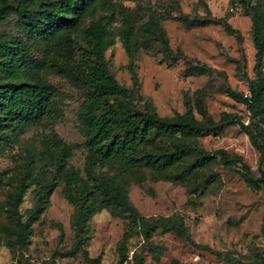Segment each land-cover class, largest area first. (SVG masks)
<instances>
[{"label": "rangeland", "instance_id": "1", "mask_svg": "<svg viewBox=\"0 0 264 264\" xmlns=\"http://www.w3.org/2000/svg\"><path fill=\"white\" fill-rule=\"evenodd\" d=\"M19 1L5 0V8ZM39 1L44 0H34V8ZM248 3L258 12L255 30L260 51L253 40V13L245 11L240 0H103L91 13L80 14L79 29L93 20H101L112 31L131 29L136 40L132 54L126 53L115 35L102 59L116 81L132 90L131 102L138 110H153L169 120L187 114L208 126L199 134L181 137L185 152L160 170L176 175L197 158L198 150L214 154L211 161L176 179L152 180L149 175L158 172L142 165L140 153L130 167L119 160L105 162L101 170L114 172L128 205L152 224L137 223L129 208L115 202L111 208L101 207V195L96 193L95 204L100 207L81 232H76V210L64 196L63 172L73 167L86 179L88 150L77 110L90 89L72 86L65 77L43 70L57 34L29 36L13 10L2 12L0 39H20L28 75L55 93L57 116L52 132L66 151L56 163L52 162L54 156L58 159L56 151H41L40 138L48 130L41 123L16 125L13 136L1 139L0 264H87L86 257L96 258L97 264L123 260L132 264H235L232 260L264 264V0ZM149 17L160 26L171 51L182 56L173 61L164 57L157 31L152 25L146 27ZM218 17L237 35L225 31L215 21ZM197 18L212 22L197 24L193 21ZM256 84L261 86V106L251 116L246 104L229 92L251 100L250 88ZM237 119L246 124L244 128ZM175 141L176 137L151 132L148 150L155 157L170 152ZM219 150L225 152L227 162L219 158ZM28 155L33 157L30 168L26 167ZM37 169L44 176L54 174L53 186L27 225L23 243L17 245L10 194L16 184L26 182L16 208L24 219L38 191L25 178Z\"/></svg>", "mask_w": 264, "mask_h": 264}, {"label": "trees", "instance_id": "2", "mask_svg": "<svg viewBox=\"0 0 264 264\" xmlns=\"http://www.w3.org/2000/svg\"><path fill=\"white\" fill-rule=\"evenodd\" d=\"M33 2L34 0H20L16 5L5 8L6 2L2 0L0 20L5 9L13 10L27 35L48 38L51 33L57 34L42 63L43 70L65 77L72 86L84 85L90 89V92L82 98L77 110V120L85 129L84 143L88 150V156L85 158L86 179H83L73 167H67L63 172L65 199L76 210L74 219L76 232L85 229L87 218L100 206L111 208L113 202L121 207L129 208L137 223L152 224L146 222L134 207L128 205L123 186L114 172L103 171L101 167L110 160L123 161L126 167H130L135 162V155L140 153L142 165L158 172L149 175L152 180L176 179L214 158V154L200 149L197 158L186 164L178 174L169 176L160 170L161 167L172 164L185 152L186 145L181 137L199 134L207 130L208 126L187 114H176L172 120H169L159 117L153 110H138L134 106L131 102L132 90L116 81L102 59L103 51L114 42L115 35H118L126 53L132 54L131 49L135 46L136 40L131 36V29L119 28L112 31L101 20L90 21L81 29L77 24L83 11L91 13L103 0H44L39 1L38 8L33 7ZM248 2L249 0H240L243 9L253 13L251 15L254 29L253 40L257 50L260 51L261 43L255 30L258 27V12ZM180 19L185 21L183 18ZM147 21L146 27L150 28L152 25L157 31L164 57L173 61L182 56L181 52L171 51L158 23L152 17H149ZM193 21L197 24L212 22L206 18H197ZM215 21L220 22L225 31L234 32L237 35V31L222 17H218ZM23 48L24 43L18 38L0 39V141L8 139L10 135L13 136L16 125L27 126L41 123L48 126L47 132L40 138L41 151H56L58 159H54L55 156L52 158V162L56 163L65 153L66 145L52 132V125L57 116L54 108L55 93L40 79L31 78L28 75L27 65L20 56ZM260 87L259 84L251 86V100L241 98L231 91L229 93L232 97L243 101L253 116L256 114L257 107L261 106L258 97ZM119 96L127 97V99H119ZM236 122L243 128L246 125L239 119ZM151 132L176 137L172 150L158 153L154 157L147 146ZM219 158L225 162L228 161L223 150H219ZM32 160L33 157L28 155L27 168L31 167ZM236 163L240 168H246L240 161ZM262 167L264 168V159ZM261 173L264 174V170ZM53 176L54 174L42 175L40 169L28 173L25 179L28 183L36 184L38 191L37 198L24 219H21L16 208L21 202L26 182L20 181L10 194L9 213L12 212L15 217L14 237L17 245L23 243L27 225L42 209L44 198L53 186ZM96 193L101 195L100 206L95 204ZM261 231L264 234V219L261 223ZM85 259L87 264L98 263L96 258L86 257ZM232 261L235 264H262ZM127 264L132 262L129 260Z\"/></svg>", "mask_w": 264, "mask_h": 264}, {"label": "built area", "instance_id": "3", "mask_svg": "<svg viewBox=\"0 0 264 264\" xmlns=\"http://www.w3.org/2000/svg\"><path fill=\"white\" fill-rule=\"evenodd\" d=\"M243 95H246V94H243ZM193 258L195 259L196 257H193ZM121 264H127L126 260L123 261Z\"/></svg>", "mask_w": 264, "mask_h": 264}]
</instances>
